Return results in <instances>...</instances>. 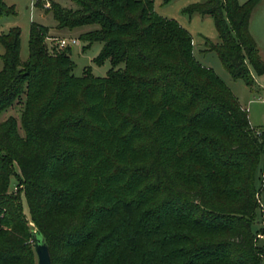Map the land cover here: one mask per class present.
Listing matches in <instances>:
<instances>
[{
    "label": "trees",
    "instance_id": "1",
    "mask_svg": "<svg viewBox=\"0 0 264 264\" xmlns=\"http://www.w3.org/2000/svg\"><path fill=\"white\" fill-rule=\"evenodd\" d=\"M71 1L45 10L59 29L96 26L79 38L102 43L104 77L75 76L70 47H48L45 26L31 22L25 61L20 29L0 34V113L22 105L19 126L0 121V264H37L33 230L51 264H264V131L153 0ZM257 2L186 8L214 19L207 50L247 85L248 65L264 75L249 32ZM1 14L14 7L0 0ZM13 163L23 188L9 191Z\"/></svg>",
    "mask_w": 264,
    "mask_h": 264
},
{
    "label": "rangeland",
    "instance_id": "2",
    "mask_svg": "<svg viewBox=\"0 0 264 264\" xmlns=\"http://www.w3.org/2000/svg\"><path fill=\"white\" fill-rule=\"evenodd\" d=\"M204 0H153L154 11L165 18L175 20L181 25L192 38V52L196 60L204 67L211 69L216 76L230 89L237 98L240 105L247 111L248 118L252 127L256 130L264 131V75H258L253 68L249 66L250 73L253 77V84L247 85L240 78H233L224 68L220 59L214 51L207 50L206 42L218 43L219 35L215 26L214 19L210 15H201L197 12L189 14L186 8L192 4L203 2ZM240 3L246 0H238ZM5 5L13 6L15 14L0 15V34L7 32L11 27L20 29V59L25 61L28 57V39L31 22H35L48 28V33L55 38H75L77 43L70 47V57L74 63L73 74L81 76L85 68H89L91 73L97 77H104L111 63L105 60L101 64H96L93 59L99 54L102 43L94 42L86 47L87 42L81 40L79 35L82 32L93 29L95 25H87L68 28H56V22L49 9L53 2L59 3L64 7L76 8V4L71 0H3ZM49 4L46 8L45 5ZM249 32L256 42L257 53L260 59L264 60V0H258L253 8L249 18ZM48 47L57 44L56 40L46 39ZM61 49L57 47V50ZM3 47L0 43V55ZM122 67V64L120 65ZM2 68V60L0 57V70ZM22 105L14 103L0 113V121H4L9 117H13L18 122ZM19 133L23 135L22 128ZM15 175L11 177L9 191L22 189L23 184L20 183L22 178L20 171L15 163H13ZM262 163L258 166L255 173L254 184L258 192L259 207L255 213L254 227L260 226V214L264 211V184L263 173H261ZM23 210L28 215V206L24 195L21 196ZM263 223V222H262ZM261 223V224H262ZM28 224L34 226L28 218ZM263 225V224H262ZM261 233V232H260ZM258 236L262 237L261 234ZM37 263V259H36Z\"/></svg>",
    "mask_w": 264,
    "mask_h": 264
},
{
    "label": "water",
    "instance_id": "3",
    "mask_svg": "<svg viewBox=\"0 0 264 264\" xmlns=\"http://www.w3.org/2000/svg\"><path fill=\"white\" fill-rule=\"evenodd\" d=\"M33 247L37 256V264H51L48 245L37 230H33Z\"/></svg>",
    "mask_w": 264,
    "mask_h": 264
},
{
    "label": "built area",
    "instance_id": "4",
    "mask_svg": "<svg viewBox=\"0 0 264 264\" xmlns=\"http://www.w3.org/2000/svg\"><path fill=\"white\" fill-rule=\"evenodd\" d=\"M46 8L49 7V4L47 3L45 5ZM48 39H51V40H56L57 41V46L60 47V48H63V47H67V46H73L77 43V40L75 38H65V37H62V38H55V37H48ZM264 102V98L262 100Z\"/></svg>",
    "mask_w": 264,
    "mask_h": 264
}]
</instances>
